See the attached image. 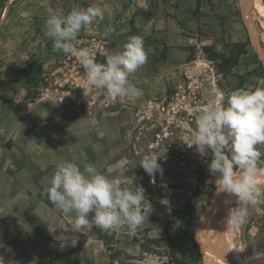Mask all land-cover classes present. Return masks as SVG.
Returning a JSON list of instances; mask_svg holds the SVG:
<instances>
[{
	"label": "rangeland",
	"instance_id": "rangeland-1",
	"mask_svg": "<svg viewBox=\"0 0 264 264\" xmlns=\"http://www.w3.org/2000/svg\"><path fill=\"white\" fill-rule=\"evenodd\" d=\"M135 1L141 15L130 22L128 34L121 29L110 37L104 29L85 27L76 36V47L88 48L98 63H106L105 51H122L131 36L143 38L148 59L129 77L139 92L117 99L87 83L78 57L54 51L53 41L38 42L33 4L45 8L52 0H0V256L5 264H198L194 246L183 238V222L197 212L202 219L221 192L217 176L206 168L210 150L202 157L191 146L196 120L209 104L226 103L230 92L264 77V30L259 29V46L253 44L239 0H212L213 9L203 0L200 10L197 0ZM154 1L160 11H153ZM155 15L156 22H150ZM248 39L247 54L227 77L203 51L218 40L232 46ZM29 67L36 76L33 86L27 82ZM247 73L252 76L240 87ZM146 135L143 145L163 157L158 160L163 172L147 174L153 186L145 195L144 222L135 231L77 230L75 214L62 213L45 195L63 161L81 170L92 163L129 187L126 150L140 149ZM257 147L264 153V144ZM259 166L264 167V156ZM238 203L235 198L233 207ZM234 231L244 261L264 264V200L249 206L246 222Z\"/></svg>",
	"mask_w": 264,
	"mask_h": 264
},
{
	"label": "clouds",
	"instance_id": "clouds-1",
	"mask_svg": "<svg viewBox=\"0 0 264 264\" xmlns=\"http://www.w3.org/2000/svg\"><path fill=\"white\" fill-rule=\"evenodd\" d=\"M45 10L46 35L53 40V50L78 57L90 86L105 89L111 98L125 99L138 94L139 90L129 77L148 59L142 37L131 36L122 51H105L106 63H98L88 48L76 47V36L82 28L103 20L104 8L99 5L74 8L63 15L46 4ZM221 50L222 46H217V51ZM262 144L264 77H258L255 86L230 92L226 103L209 104L196 120L191 146L195 145L202 157L210 150L212 159L208 167L210 173L217 176V190L234 195L239 202L237 207L230 209L228 224H244L249 206L264 200V167L259 166L264 153L257 147ZM161 158L156 152L146 153L139 166L150 177H155L163 172L158 163ZM45 195L62 213L75 214L77 230L98 226L109 232L123 227L135 231L144 222L145 189L142 186L122 187L119 177L108 178L92 163H85L83 170L70 161L58 163ZM90 213H94L91 218ZM0 264H5L2 256Z\"/></svg>",
	"mask_w": 264,
	"mask_h": 264
},
{
	"label": "bare ground",
	"instance_id": "bare-ground-1",
	"mask_svg": "<svg viewBox=\"0 0 264 264\" xmlns=\"http://www.w3.org/2000/svg\"><path fill=\"white\" fill-rule=\"evenodd\" d=\"M239 2L252 42L259 46V29L264 30V4L261 0ZM235 198L234 195L221 192L201 219L198 238L204 264H247L237 244L234 231L236 226L227 223Z\"/></svg>",
	"mask_w": 264,
	"mask_h": 264
},
{
	"label": "trees",
	"instance_id": "trees-1",
	"mask_svg": "<svg viewBox=\"0 0 264 264\" xmlns=\"http://www.w3.org/2000/svg\"><path fill=\"white\" fill-rule=\"evenodd\" d=\"M3 1L5 2L7 0H3ZM202 1L203 0H197V5H198L197 10L201 9ZM209 2H210L209 3L210 6L213 9L214 4L212 3V0H209ZM152 6H153V11H155V9L157 8V4L155 1L153 2ZM144 14L146 15L147 13H144ZM138 15H141V13H136L135 16H138ZM249 45H251L250 39H248L246 43H235L232 46L225 45L222 41L218 40L215 42V44L204 47L203 51L206 54L207 58L212 63H214V67L217 70V72L227 77L232 73L234 68L239 65L241 56L247 54L248 52L247 47ZM217 46H222V50L217 51ZM189 58L190 60H192V55H190ZM30 70H31V67H29V71L27 73V82L31 86H33L34 85L33 82L36 79V76L31 77ZM251 76H252V73H247L244 76H242L241 81L239 82V86L240 87L243 86L245 81ZM30 93L31 91H29V94ZM148 137L149 136L146 135V139H143L140 145V149H138L137 151L134 150L131 145L126 150V153L129 154V155L128 154L126 155V160L128 162V175L130 178H132V181L130 182L129 187L142 186L145 189V195L148 192H151L149 188L152 187L153 185L151 183L150 177H148L144 169L141 166H139V163L143 155H145L146 153H149L148 148H147L148 144L143 145V143H145L146 140L149 139ZM208 166L209 165H206V168L209 171ZM201 215H202V212H197V213H194L193 215H186L187 219L184 220L183 222V232H184L183 238L194 246L195 251L198 253L197 258H196V262L198 264H202V252L200 249L201 247L200 241L198 240V237H197L196 225L201 219ZM170 250L173 254H175L176 247L174 244L171 246Z\"/></svg>",
	"mask_w": 264,
	"mask_h": 264
},
{
	"label": "crops",
	"instance_id": "crops-1",
	"mask_svg": "<svg viewBox=\"0 0 264 264\" xmlns=\"http://www.w3.org/2000/svg\"><path fill=\"white\" fill-rule=\"evenodd\" d=\"M53 3L48 2L47 5H50L54 10L60 12L63 15H67L72 9L78 7L80 9H86L92 5H99L104 8V18L103 20H98L87 26L91 30H98L111 28V32H107L109 36L116 37L120 30H125L128 34L131 31V21L136 20V11L138 5L136 1L133 0H52ZM34 7V16L32 18L31 25L36 32L38 33V42L42 41L43 43L52 42V38L46 35V20L47 12L44 7L40 8L39 3L33 4ZM150 8L152 7L149 4ZM158 11H160L159 4L157 3ZM192 8V7H191ZM203 9V8H202ZM149 9H147L148 11ZM204 10V9H203ZM158 15L153 16L151 19H148L150 22H156ZM36 58V57H35ZM33 58V59H35Z\"/></svg>",
	"mask_w": 264,
	"mask_h": 264
}]
</instances>
